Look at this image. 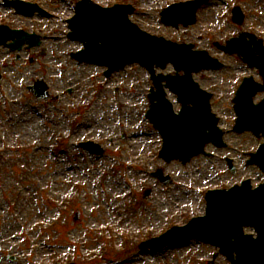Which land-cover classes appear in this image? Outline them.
I'll return each instance as SVG.
<instances>
[{
  "label": "rangeland",
  "instance_id": "obj_1",
  "mask_svg": "<svg viewBox=\"0 0 264 264\" xmlns=\"http://www.w3.org/2000/svg\"><path fill=\"white\" fill-rule=\"evenodd\" d=\"M24 1L38 3L53 18L17 15L0 0V23L45 37L40 47L0 50V264H230L222 255L214 259L217 248L198 241L154 252L138 246L203 216L206 191L264 181L257 167L245 164L246 153L262 140L232 132L235 91L244 77L259 78L214 45L241 31L264 39V0H212L198 11L196 24L178 29L166 27L160 12L186 0H93L102 6L130 3L137 8L130 18L143 30L194 43L225 64L195 79L214 94L212 109L227 146L208 145L212 156L186 165L158 156L161 137L145 117L148 71L134 64L107 78L104 67L79 64L70 53L83 46L67 38L77 0ZM236 5L245 14L242 25L232 21ZM37 80L59 98L35 99L27 87ZM86 141L100 144L104 153L80 148ZM157 169L171 182L153 177Z\"/></svg>",
  "mask_w": 264,
  "mask_h": 264
},
{
  "label": "water",
  "instance_id": "obj_2",
  "mask_svg": "<svg viewBox=\"0 0 264 264\" xmlns=\"http://www.w3.org/2000/svg\"><path fill=\"white\" fill-rule=\"evenodd\" d=\"M89 2L84 0L78 4L77 16L71 21L70 37L85 43V49L73 57L80 62L108 66L107 75L131 63H139L150 70L154 86L149 95L151 108L148 117L164 138L161 157L167 162L178 159L186 164L194 156L205 153V146L209 143L225 147V133L217 126L219 119L211 113L212 96L201 90L192 79L194 72L217 70L223 65L206 52H193L192 46L177 45L141 31L128 18V14L134 11L131 6L102 9ZM204 2L207 0L173 5L162 13L163 21L173 25L183 21L189 25L195 21V12ZM10 4L25 14L31 15L39 10L20 1ZM176 11L182 12L179 19L173 18ZM235 18L242 23L243 14L239 9ZM9 40L13 42L8 44ZM25 43L31 47L39 45L40 41L35 35L0 26V46L15 50ZM222 49L230 54H238L250 67H257L264 80L262 40L243 33L239 38L228 41ZM168 63L174 64L177 70L174 75H155V67L164 69ZM181 71L185 74L181 75ZM165 87L178 95L182 103L179 114H175L172 104L166 99ZM29 89L37 97H48L47 86L43 82ZM259 91H264V85L252 78L244 79L234 99L237 115L235 132L251 131L259 138L264 137V100L257 105L253 100ZM81 146L98 154L103 153L100 146L93 142L82 143ZM248 163L258 165L264 172V144L256 153H251ZM157 175L161 177V171ZM206 200L204 217L193 219L185 227H174L161 237L142 243L140 247L162 249L198 239L219 247L220 253L232 264H264V184L252 189L250 181H246L228 191H209ZM245 226L255 227L258 238L254 240L253 235H245Z\"/></svg>",
  "mask_w": 264,
  "mask_h": 264
},
{
  "label": "bare ground",
  "instance_id": "obj_3",
  "mask_svg": "<svg viewBox=\"0 0 264 264\" xmlns=\"http://www.w3.org/2000/svg\"><path fill=\"white\" fill-rule=\"evenodd\" d=\"M262 260H263V257H262Z\"/></svg>",
  "mask_w": 264,
  "mask_h": 264
}]
</instances>
